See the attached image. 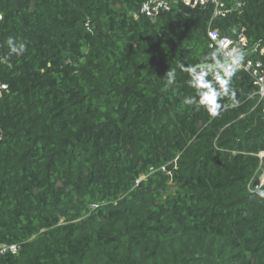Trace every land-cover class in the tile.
<instances>
[{
	"label": "trees",
	"instance_id": "1",
	"mask_svg": "<svg viewBox=\"0 0 264 264\" xmlns=\"http://www.w3.org/2000/svg\"><path fill=\"white\" fill-rule=\"evenodd\" d=\"M223 1L0 0V264H264V99L235 66L213 116L178 67L223 63L209 24L264 46Z\"/></svg>",
	"mask_w": 264,
	"mask_h": 264
},
{
	"label": "built area",
	"instance_id": "2",
	"mask_svg": "<svg viewBox=\"0 0 264 264\" xmlns=\"http://www.w3.org/2000/svg\"><path fill=\"white\" fill-rule=\"evenodd\" d=\"M178 1H181L190 7L205 6L206 4L211 3L213 6L211 20L223 17L231 10L240 6V2L238 1L228 6L223 0H142L139 12L150 19L156 18L160 12L169 11L172 4H175ZM207 38L208 46L210 48H216L224 57L225 53L232 49H238L244 53L243 59L235 66L246 72L251 77L253 84L256 86V94L260 99H264L263 63L259 57L250 56L254 52H257L258 56H262L264 54V46L258 42L254 44L253 47H250L247 43V38L244 35L243 30L236 32L235 36L228 37L226 35H221L220 31L217 28L211 27L210 24L207 28ZM221 45L225 46L224 50L220 48ZM2 89H6L5 84L0 85V94ZM259 183L264 184V175L261 178L259 177ZM16 247L17 246L15 244H0V253H4L7 250L15 252Z\"/></svg>",
	"mask_w": 264,
	"mask_h": 264
},
{
	"label": "clouds",
	"instance_id": "3",
	"mask_svg": "<svg viewBox=\"0 0 264 264\" xmlns=\"http://www.w3.org/2000/svg\"><path fill=\"white\" fill-rule=\"evenodd\" d=\"M8 45L12 53L20 54L24 50V44L21 43L19 47L16 46L12 38L8 39ZM224 45H221L220 48L224 50ZM244 53L238 49H232L229 52L225 53L223 63L216 59V53H211L210 59L213 61L210 64H198L195 66H188L180 64L178 67L192 77L191 84L197 90L196 99H188L186 103H196L198 106H203L211 115L215 116L218 113L221 105L218 103V98L222 95H227L229 91V82L233 72L235 71V65H237L240 60L243 59ZM209 57H205V60H208ZM226 66L232 68L231 71L226 69ZM220 68L224 71L217 72L212 80H209L207 77L210 74V70ZM167 84L172 85L176 79V70L170 69L166 72ZM215 82V83H214ZM261 196H264V192L260 193Z\"/></svg>",
	"mask_w": 264,
	"mask_h": 264
},
{
	"label": "water",
	"instance_id": "4",
	"mask_svg": "<svg viewBox=\"0 0 264 264\" xmlns=\"http://www.w3.org/2000/svg\"><path fill=\"white\" fill-rule=\"evenodd\" d=\"M151 20H152V21H154V20H155V18H151Z\"/></svg>",
	"mask_w": 264,
	"mask_h": 264
},
{
	"label": "crops",
	"instance_id": "5",
	"mask_svg": "<svg viewBox=\"0 0 264 264\" xmlns=\"http://www.w3.org/2000/svg\"><path fill=\"white\" fill-rule=\"evenodd\" d=\"M263 176V174H261L259 177L261 178Z\"/></svg>",
	"mask_w": 264,
	"mask_h": 264
}]
</instances>
